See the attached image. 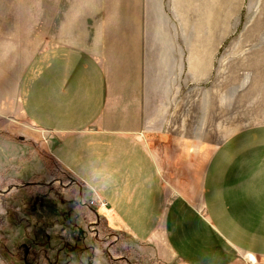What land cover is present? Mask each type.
I'll return each mask as SVG.
<instances>
[{"label":"crops","instance_id":"1","mask_svg":"<svg viewBox=\"0 0 264 264\" xmlns=\"http://www.w3.org/2000/svg\"><path fill=\"white\" fill-rule=\"evenodd\" d=\"M222 77L251 125L223 128ZM0 132L43 144L140 261L264 264V0H0Z\"/></svg>","mask_w":264,"mask_h":264},{"label":"trees","instance_id":"2","mask_svg":"<svg viewBox=\"0 0 264 264\" xmlns=\"http://www.w3.org/2000/svg\"><path fill=\"white\" fill-rule=\"evenodd\" d=\"M0 134L18 139L7 132H0ZM45 156L49 159V161L44 160L45 165L55 178H60L62 181L74 180L69 172L57 165L46 154ZM31 179L30 177L19 190L25 191L33 199L45 201L46 208L37 207L33 218L25 217L22 211L18 212L14 209L0 215V256L3 261L7 264H87L91 262L90 252L101 245L94 237H90L88 242V233L83 224L87 220L85 209L80 207L77 201H73V204L61 202L63 194L60 191V185L46 183L38 184L39 186L36 187L30 181ZM75 182L81 186V190H84L81 182ZM78 185H75V188H79ZM69 192L74 193V189L69 187ZM20 204L23 208L25 207V198L20 200ZM59 204L61 208L63 207V211L58 210ZM90 209L98 218L97 235H111L112 229L107 226L98 210L94 207ZM79 214L82 215V219L84 218L82 222L79 220ZM63 231L67 234L64 235ZM117 235L116 241H119L122 236L120 233ZM104 254L108 259V253L104 251ZM140 263L143 264L140 260L131 261V264Z\"/></svg>","mask_w":264,"mask_h":264},{"label":"rangeland","instance_id":"3","mask_svg":"<svg viewBox=\"0 0 264 264\" xmlns=\"http://www.w3.org/2000/svg\"><path fill=\"white\" fill-rule=\"evenodd\" d=\"M226 77H222L223 85H222V107H221V120L223 128H228L229 131L234 129H239L244 126H249L253 122L256 116L261 113L260 107L251 108L245 105V102L239 105L236 109L234 107H229V81L227 77V82H224ZM234 78V77H233ZM238 94L239 96H245V77L238 76ZM261 93V86L255 85L251 88V93L248 96L254 100V106L258 105L259 96ZM231 120L232 124H224V122H229ZM35 145L40 143H33ZM43 145V144H41ZM38 146V148H34L32 144H29L26 140H19L9 137H0V215L5 214L8 210L14 209L15 211H22L25 214V217L33 218L34 214L37 212V207L46 208L45 201H38L35 202L31 196L25 193V191H20V188H23V184L30 180L36 187L38 184H46V183H55L61 186V193L63 194V198L61 202L66 204H73V201H77L80 207L85 209V218L86 221L83 222L86 232L88 233V242L90 241V237H94L99 240L100 247L105 248L110 258H121V262H125V264L131 263V261L137 262L141 260L139 256L135 253L134 246L131 240L128 239L127 235L123 233L119 228H115L114 231L116 233H120L122 238L119 241H116L117 236L115 233L110 234H103L104 236L96 235L97 227V218L94 213L89 212L88 207L96 208V206L91 205V198L89 194L84 190L79 189L78 187L75 188L76 180H64L62 181L60 178H55L51 171L45 165L44 160L49 161L46 158L44 151L42 150V146ZM42 148V149H41ZM68 185V186H67ZM69 187L74 189V193L69 192ZM32 199H31V198ZM25 198V207L23 208L20 204V200ZM30 198V199H29ZM77 207V204H75ZM106 205V204H105ZM56 206V203H55ZM58 210L63 211V207L58 205ZM57 208V207H56ZM57 210V209H56ZM88 210V211H87ZM88 212V213H87ZM77 214V213H76ZM79 220L81 222L83 219L81 218L82 215H78ZM87 227V228H86ZM63 234L66 235L67 232L63 231ZM110 237V238H109ZM109 238V239H108ZM108 239V240H107ZM92 245V244H91ZM100 247H95L90 252L92 254L91 262H87V264H100L99 261L101 259H105V254L103 249ZM106 252V251H105ZM99 260V261H97ZM103 263V262H102ZM143 264H151L150 261L142 262ZM107 264V262L103 263ZM141 264V263H140Z\"/></svg>","mask_w":264,"mask_h":264},{"label":"built area","instance_id":"4","mask_svg":"<svg viewBox=\"0 0 264 264\" xmlns=\"http://www.w3.org/2000/svg\"><path fill=\"white\" fill-rule=\"evenodd\" d=\"M74 183H75V181H73ZM91 205H94V206H100V207H102V206H104L106 203L104 202V201H94L93 199H91ZM92 230H95V229H92Z\"/></svg>","mask_w":264,"mask_h":264},{"label":"flooded vegetation","instance_id":"5","mask_svg":"<svg viewBox=\"0 0 264 264\" xmlns=\"http://www.w3.org/2000/svg\"><path fill=\"white\" fill-rule=\"evenodd\" d=\"M38 201L41 202V201H43V200L36 198V199H35V202H38ZM97 222H98V221H97ZM96 224H97V223H96ZM96 228H97V227H96ZM96 228H95V230H96Z\"/></svg>","mask_w":264,"mask_h":264},{"label":"water","instance_id":"6","mask_svg":"<svg viewBox=\"0 0 264 264\" xmlns=\"http://www.w3.org/2000/svg\"><path fill=\"white\" fill-rule=\"evenodd\" d=\"M19 139H23V138L20 136Z\"/></svg>","mask_w":264,"mask_h":264},{"label":"bare ground","instance_id":"7","mask_svg":"<svg viewBox=\"0 0 264 264\" xmlns=\"http://www.w3.org/2000/svg\"><path fill=\"white\" fill-rule=\"evenodd\" d=\"M95 231V230H94Z\"/></svg>","mask_w":264,"mask_h":264}]
</instances>
